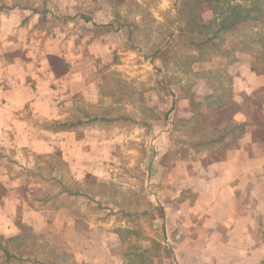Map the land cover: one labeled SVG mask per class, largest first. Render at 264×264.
I'll list each match as a JSON object with an SVG mask.
<instances>
[{
    "label": "rangeland",
    "instance_id": "374dc122",
    "mask_svg": "<svg viewBox=\"0 0 264 264\" xmlns=\"http://www.w3.org/2000/svg\"><path fill=\"white\" fill-rule=\"evenodd\" d=\"M35 12L44 36L27 29ZM94 13H101L99 21L87 19ZM232 21L238 24L221 30ZM86 35L105 37L109 49L87 52L92 64L74 66L75 75L94 80L99 99L93 107L72 108L98 119L70 135L89 142L81 143L79 162L66 164L59 147L52 154L0 147L7 224L16 205L12 192L21 200L20 224L0 235L2 246L26 259L13 264H85L75 253L82 244L64 246L54 223L75 211L88 227L101 223L115 231L117 264H264V87L257 77H264V0H0V66L46 51L62 75L71 66L66 56L81 55L91 42ZM248 115L260 144L253 142ZM240 143L244 156L260 161L238 198L241 208L248 205L239 219L253 220V242L210 245L207 259L197 250L191 262L188 244L177 255L164 240L181 241L182 223L195 220L182 208L195 198L186 187L202 175L195 162L229 155ZM26 205L45 212L47 223L22 224ZM5 260L0 250V264Z\"/></svg>",
    "mask_w": 264,
    "mask_h": 264
},
{
    "label": "crops",
    "instance_id": "0c3cea01",
    "mask_svg": "<svg viewBox=\"0 0 264 264\" xmlns=\"http://www.w3.org/2000/svg\"><path fill=\"white\" fill-rule=\"evenodd\" d=\"M38 15L37 12L28 14L31 23L27 25V29L29 28L30 31L33 30L34 32L37 29L35 34L44 36L45 30L41 29L39 25ZM90 18L94 22L95 20L99 21L101 13L91 14L87 19ZM87 23H90V20ZM86 36H91L89 39L91 42L84 46L81 55L66 56V62L70 63L71 66L62 75L54 73L49 62V53H46L40 44L37 51L39 53L45 52L37 54L33 60L28 62L22 60L14 65L0 66V147L12 148L17 152L26 151V149L39 151L42 148L45 149L46 154L56 152L57 147H59L61 150L59 158L63 159L66 164L79 162L77 160L80 155L79 147L81 143L88 145L89 142L72 139L75 137L70 135L92 127L98 120L73 130L61 132L39 126L35 121L36 118L49 123L76 120L77 118L87 119L86 116L95 118L93 113L85 111L84 107H79L80 111L72 109L74 105L93 107L99 101L97 96L94 99L93 95L94 80L88 81L87 77L81 74L75 75V67L92 64L93 57L88 53L94 54L96 49L103 52L109 49L106 45L107 41L102 43L105 37L94 39L93 35ZM106 40H108L107 37ZM257 77L259 76L257 75ZM239 101V96L235 97L234 103L230 106H237ZM231 116L234 117V115ZM248 116L251 118L249 130L253 134V142L260 144V139L254 137L259 129L254 126L255 121L252 120V116ZM239 146L243 147L242 143L238 144L237 150L230 152L229 155L212 156L205 161L195 162V164L197 163L195 169L201 170L202 175H197L198 178L195 179L197 182L186 187L187 191L191 192L190 195H194L195 198L189 200L187 205L182 206L183 210L189 212L186 213L187 216H193L195 220L182 223L184 236L181 241L178 242L172 236L170 238L168 236L164 240V243L173 244L177 255L182 254L181 252L185 248L183 245L188 244V259L191 262L194 258L193 254H196L194 252L197 250L203 251L205 253L203 259H207L206 252L210 245L253 242L250 235L253 220L244 223L239 219L241 215L243 216L244 213L248 212V205L245 207L242 204L241 208L238 198L244 194V190L247 188L245 178L253 176V172L258 169L260 161L254 156H244L242 151L238 149ZM26 159H30V157L27 156ZM77 176L79 179L83 178L80 172ZM251 182L253 183L252 179ZM11 197L14 199L11 202L16 205L11 204L13 207L10 216L11 214L14 216H11L10 225L16 228V224H20L17 222L19 219H16V213L19 211L18 206L21 205V200L15 198L13 192ZM24 207L26 209L23 211L22 224L24 223L29 227L35 226L37 220L41 224L47 223L44 218L45 212H37L27 205ZM6 210L7 208L0 204V235L4 237L10 228V225L7 224ZM75 213H70L73 217H68L67 213V215L65 214L67 217L61 221H54L55 226H59L57 234H59V238L63 239V245L67 247L72 243L75 245L81 243L82 247L78 246V250L75 251V253L77 252V260L81 263L117 264L114 247L110 241V238L115 240L116 237H112L116 235L115 231L104 229V225L101 223L99 225L95 223V225L88 227V221L81 217L78 211ZM167 222V227L172 230L176 228L173 222ZM88 228L92 231L88 232ZM11 231L15 234L17 229H11ZM239 232L241 233L239 234ZM109 235L111 237L108 238ZM196 243L203 244V246L201 248L192 246Z\"/></svg>",
    "mask_w": 264,
    "mask_h": 264
},
{
    "label": "trees",
    "instance_id": "16d2710c",
    "mask_svg": "<svg viewBox=\"0 0 264 264\" xmlns=\"http://www.w3.org/2000/svg\"><path fill=\"white\" fill-rule=\"evenodd\" d=\"M238 24L237 21H232L231 23H229V25H222L221 26V30H226V29H231L233 27H235L236 25ZM212 39L209 40V42L211 41ZM206 42H208V40H206ZM258 67H261L259 64H258ZM66 72V71H65ZM263 84V87H264V77L261 76L259 73L257 74ZM263 110V109H262ZM261 115L263 116L264 115V111H262ZM85 118L87 119H83V118H77L76 120H67V121H52L50 122V129L54 130V131H57V132H61V131H69V130H73L79 126H83V125H87V124H90L96 120H98L97 118H91L90 116H86ZM263 128H264V123H263ZM263 144V143H262ZM79 196H83L84 194L80 193L78 194ZM1 238V237H0ZM0 250H2L6 260H5V264H13V263H17V261L20 262H23V260H26V259H23V258H20L18 257L17 255L13 254V253H10L4 246H2L0 244Z\"/></svg>",
    "mask_w": 264,
    "mask_h": 264
}]
</instances>
